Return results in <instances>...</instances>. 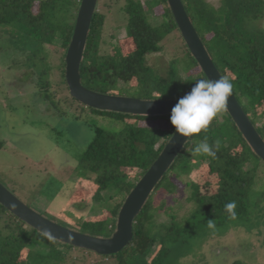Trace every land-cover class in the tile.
<instances>
[{
    "label": "trees",
    "instance_id": "16d2710c",
    "mask_svg": "<svg viewBox=\"0 0 264 264\" xmlns=\"http://www.w3.org/2000/svg\"><path fill=\"white\" fill-rule=\"evenodd\" d=\"M181 2L202 41L206 33H212V37L204 43L205 48L221 76L232 82V94L245 114L253 125L259 113L264 120V30L259 27V21L264 19V0H238L237 6L222 0L218 11L204 0ZM77 10L75 0H0V26L5 28L4 31H7L6 27L20 29L24 41L35 49V57L44 51L43 45L60 44L66 50ZM121 11L126 19L125 36L132 41L128 53L123 54L116 45L105 44L100 32L105 18L96 13L92 18L79 70L82 86L96 94L141 100H179L173 97L174 92L188 93L196 80L205 78L183 41L181 53L186 55L184 66H179L178 59H174L168 63V69L161 76L149 63L151 55L163 50V41L168 39L171 43L169 34L172 30H176L180 36L167 0H127ZM24 51V56L29 55L28 50ZM41 72L46 80L37 86V91L45 95L49 91L54 94L67 91L64 70L60 72V83L52 88L51 83L47 85L49 69L42 67ZM123 90L134 94H123ZM68 99L67 95L57 98L56 102L65 103ZM48 100L46 96L43 102L49 103ZM258 108H261L260 112ZM97 113L100 115L96 116L98 118L101 115L111 116L116 125L110 130L94 127V137L77 161V178L84 187L88 185L94 189L91 198L81 203L88 205V211H99L103 218L84 221L80 228L82 234L110 238L123 200L120 199L119 203L116 201L113 206L109 203L117 197L128 195L135 186L124 169H136L139 172L133 178L136 184L157 159L175 129L169 122L170 115ZM220 115L221 120L218 118ZM143 122L147 124L140 125ZM214 122L206 131L189 136L153 193L165 189L168 194H172L177 190L176 183L181 185L182 177L193 170H202L215 179V192L209 195L206 190L203 191L204 186L207 191L212 188L210 183L199 185L187 182L186 186L191 190L188 200L195 202L194 208L180 221L170 215L160 222L158 217L161 211L150 200L151 194L135 220L132 241L120 253L104 259L115 264H164L172 251L192 249L190 245L198 237L208 234L212 230L207 227L208 220H214L215 233L223 227H242L244 224H252L255 230L264 228V214H255L260 203L256 205L253 202L262 196L252 187L251 170L255 162L264 163L251 151L225 110L217 114ZM256 131L264 141V122L256 127ZM205 137L210 145L219 140V148H214L215 157L192 154L195 142ZM234 151L238 155H234ZM171 176L174 178L170 179ZM231 201L237 205L235 219H231L224 210V206ZM94 203L100 206L99 210H96L98 206ZM101 212L108 214L103 215ZM254 216L258 218L252 220ZM88 230L89 233L86 232ZM58 245H61V249H73L29 228L0 205V264H64L66 257L62 250L57 251Z\"/></svg>",
    "mask_w": 264,
    "mask_h": 264
},
{
    "label": "rangeland",
    "instance_id": "374dc122",
    "mask_svg": "<svg viewBox=\"0 0 264 264\" xmlns=\"http://www.w3.org/2000/svg\"><path fill=\"white\" fill-rule=\"evenodd\" d=\"M205 1L216 11L220 8L219 2H222V0ZM75 2L80 4V0ZM126 2L127 0H98L96 8L105 18L104 26L100 29L105 44L116 45L123 54L128 53L132 45V41L130 42L125 36L126 19L121 11ZM227 3L237 6L238 0H227ZM154 14L157 15V12L154 11ZM157 20L160 22V19ZM1 27L0 182L36 213L60 226L81 233L82 222L96 220L95 218L102 219L103 216L99 211L94 212L92 209L88 211V205L81 203L91 198L94 189L89 188L88 185L84 187L81 180L78 181L77 161L94 137V127L110 130L116 124L111 116L101 115L98 118L96 116L100 115L97 111L76 104L70 99L65 100V103L57 104V98L68 95L65 90L55 94L49 91L48 95L37 91V86L45 83L46 80L41 72L42 67L49 69L47 85L51 83L52 88L60 83V72L64 70L63 61L66 51L60 44L43 45L44 51H40L34 57L35 49L29 42L24 41L20 29L6 27L7 31H4L5 28ZM169 37L171 43L168 39L163 41V50L148 59L161 76L172 60L178 59L177 64L181 67L186 60V55L181 53L182 40L176 30H172ZM211 37L212 33H209L205 39ZM24 49L28 50L29 55L24 56ZM29 61L34 63L30 64ZM122 93L134 94L129 90H123ZM174 93L173 97L178 99L186 94L185 91ZM46 96L49 97L50 104L43 102ZM260 111L261 108H258V112ZM221 115L223 116V113ZM222 116H218L219 120ZM254 121L256 127H260L264 122L260 113ZM214 123L213 119L210 125ZM144 124L147 123H140V125ZM161 124L163 125L162 122ZM234 155H238V152L234 151ZM251 170L252 187L262 196L253 202L256 205L260 203L259 209L255 207L257 208L255 214H264V164L255 162ZM124 172L132 180V184L136 185L133 178L139 172L136 169H124ZM172 178L174 177L171 176L170 179ZM214 180L202 170H193L189 175L182 177L181 185L176 183L177 190L172 194H168L165 189L155 191L150 200L152 199L156 209L161 211L159 222L165 221L170 215L174 216L176 221H180L194 208L195 202L188 200L191 190L186 186L187 182L199 183V185L210 183L212 188L207 191L204 186L203 191L206 190V193L211 195L216 189ZM79 188L83 190L80 191ZM126 196L128 195L117 197L109 205L113 206L116 201L119 203L120 199L125 201ZM94 205L98 206L95 203ZM99 209L100 206L96 208ZM101 214L108 213L101 212ZM255 218L258 217L254 216L252 220ZM251 226L252 224L250 226L244 224L242 227L227 229L223 227L220 232L216 231L217 233L210 230L208 234L198 237L190 245L192 249L189 247L180 252L172 251L164 264H199L200 262L201 264H232V262L264 264V228L255 230ZM61 250L66 257L64 264H115L93 253L79 249H61V245H58L57 251Z\"/></svg>",
    "mask_w": 264,
    "mask_h": 264
},
{
    "label": "water",
    "instance_id": "95a60500",
    "mask_svg": "<svg viewBox=\"0 0 264 264\" xmlns=\"http://www.w3.org/2000/svg\"><path fill=\"white\" fill-rule=\"evenodd\" d=\"M97 0H81L76 14L73 33L64 56V83L67 94L80 105L103 112L132 116H167L178 100H141L132 97L101 94L82 86L80 65ZM167 5L190 55L199 66L204 77L210 80L221 78L213 61L192 25L181 0H167ZM251 151L264 163V141L232 94L225 109ZM171 138L139 179L122 204L116 220L115 231L110 238H97L60 226L36 213L16 198L0 182V205L11 215L36 232L73 249L84 250L99 256L120 253L133 238V225L147 199L165 175L189 137L175 135Z\"/></svg>",
    "mask_w": 264,
    "mask_h": 264
},
{
    "label": "clouds",
    "instance_id": "9594fccd",
    "mask_svg": "<svg viewBox=\"0 0 264 264\" xmlns=\"http://www.w3.org/2000/svg\"><path fill=\"white\" fill-rule=\"evenodd\" d=\"M200 40L203 43L201 38ZM232 92L233 84L229 79L221 77L217 80H210L207 78H201L196 80L193 83L191 90L184 96H182L171 109L169 122L171 126L175 129V135L179 137H189L195 136L201 131H206L212 120L217 116V114L227 108L228 99L232 95ZM253 126L256 129L255 125ZM219 146V140H217L214 145H210L208 143L207 137H205L204 139L195 142V146L192 149V154L215 157L216 152L214 151V148L218 149ZM151 194H153V192ZM236 207L237 205L235 201L228 202L224 206L225 212L229 214V217L231 219L236 218ZM207 227L209 229L215 230L216 225L214 220H208Z\"/></svg>",
    "mask_w": 264,
    "mask_h": 264
},
{
    "label": "flooded vegetation",
    "instance_id": "af4514ba",
    "mask_svg": "<svg viewBox=\"0 0 264 264\" xmlns=\"http://www.w3.org/2000/svg\"><path fill=\"white\" fill-rule=\"evenodd\" d=\"M205 1V0H204ZM206 2V1H205ZM207 3V2H206ZM208 4V3H207ZM219 4H220V6H221V3L219 2ZM97 5V4H96ZM219 7V6H218ZM96 13H99L100 14V12H98L97 10H96V12H95V14ZM94 14V15H95ZM263 22V23H262ZM263 24H264V19L262 18V20L261 21H259V27H261L263 30H264V27H263ZM201 33V35L203 34L202 32H200ZM210 33V32H209ZM209 33H206L205 34V36L206 35H208ZM205 41H207L205 38H204V42L203 43H205ZM205 46V45H204Z\"/></svg>",
    "mask_w": 264,
    "mask_h": 264
}]
</instances>
